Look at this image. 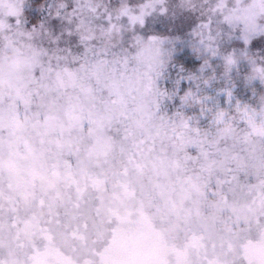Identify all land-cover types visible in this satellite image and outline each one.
<instances>
[{
  "label": "clouds",
  "instance_id": "1",
  "mask_svg": "<svg viewBox=\"0 0 264 264\" xmlns=\"http://www.w3.org/2000/svg\"><path fill=\"white\" fill-rule=\"evenodd\" d=\"M0 264H264V0H0Z\"/></svg>",
  "mask_w": 264,
  "mask_h": 264
}]
</instances>
